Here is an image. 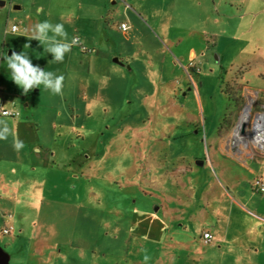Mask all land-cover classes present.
Returning <instances> with one entry per match:
<instances>
[{"label":"crops","instance_id":"obj_1","mask_svg":"<svg viewBox=\"0 0 264 264\" xmlns=\"http://www.w3.org/2000/svg\"><path fill=\"white\" fill-rule=\"evenodd\" d=\"M139 1L0 0V99L4 108L19 113L16 118L0 115L11 130L7 139H0V182L7 185L0 193V207L13 212L2 213L0 223L14 228L13 237L0 243V264H20L16 260L21 251L15 250L19 240L29 225L41 223V211L50 208V174L75 173L76 162L80 166L87 159L50 158V132L38 121L50 110V90L41 85L25 94L11 80L2 55L26 51L34 66L63 75L61 96L70 108L91 109L107 99L104 83L111 84L109 97L114 103L118 91L114 84L124 90L132 83L140 87L145 72L132 49L151 56L142 40L160 45L156 35L168 38L167 29L174 23L190 32L200 47L193 45L182 56L189 63L185 71L191 67L196 72L187 75L190 87L200 80L198 62L202 67L210 63V51L223 62L231 58L228 49L238 47L231 62L241 71L231 75V91L225 93L228 107L218 117L204 111L202 123L186 119L189 136L198 145L203 142L193 158H168L155 166L147 158L135 167L130 178L140 189L131 192L129 203L135 208L142 200L161 246L150 253L138 240L143 250L134 251L133 257H147L145 264H264V193L253 184L256 178L264 182V153L248 138L254 120L264 121V0H152L150 7H140ZM43 21L63 24L69 41L73 37L81 41L62 63L50 62L52 54L28 38L32 26ZM121 24L128 29L121 30ZM183 42L181 36L177 45ZM150 63L163 81L165 64L152 57ZM174 95L185 104L191 93L180 90ZM118 98L119 104L133 105L135 97L131 93L123 102L121 93ZM11 138L22 141L23 147H12L13 156L7 158ZM204 232L213 235L211 243L203 242Z\"/></svg>","mask_w":264,"mask_h":264},{"label":"rangeland","instance_id":"obj_2","mask_svg":"<svg viewBox=\"0 0 264 264\" xmlns=\"http://www.w3.org/2000/svg\"><path fill=\"white\" fill-rule=\"evenodd\" d=\"M153 4L152 0H140L138 5ZM177 24L167 29L168 38L156 35L160 45L153 39L142 40L151 56L132 49L145 74L138 89V83H132L126 90L114 84L118 90L113 97L117 104L109 97V83L103 86L107 99L99 100L91 109L74 110L62 94L50 91V110L38 116L41 128L50 132V158H87L80 166L87 164L79 172L76 162L75 173L69 175L57 171L50 174V208L41 211V223L26 228L15 249L21 251L17 263L145 264L143 256L138 260L133 252L143 250V244L150 253L161 246L153 220L150 226L142 210V200L135 208L129 203L131 192L140 189L137 180L130 177L147 158L151 166L171 160L168 158H193L203 142L198 145L197 139L189 136L186 119L202 123L204 111L218 117L228 107L225 93L231 91V75L241 71L231 62L239 52L238 47L228 49L231 58L223 62H218L210 51V63L202 67L198 62L202 69L197 73L200 80L190 87L187 75L196 72L191 67L185 71L189 63L183 62L182 56L187 55L191 46L200 47L191 33ZM181 36L184 42L178 46ZM151 57L157 64H165L167 73L163 81L159 82L157 73L148 65ZM180 90L183 93L190 90L185 104V100L174 95ZM121 93L123 102L133 93V105L119 104ZM14 142L11 138L7 158L13 156ZM5 189L7 185L2 187L0 182V193ZM2 213L13 212L0 207ZM2 225L3 222L0 243H7L14 233L3 234ZM138 240L142 245H137Z\"/></svg>","mask_w":264,"mask_h":264},{"label":"clouds","instance_id":"obj_3","mask_svg":"<svg viewBox=\"0 0 264 264\" xmlns=\"http://www.w3.org/2000/svg\"><path fill=\"white\" fill-rule=\"evenodd\" d=\"M28 38L37 40L43 46L45 53L52 54L53 59L50 62L55 63H62L65 54L81 43L79 37H73L69 41L63 24H53L50 21L37 22L33 25L31 35ZM29 47L28 44L24 45V48ZM2 56L7 69L10 71L11 80L25 94L41 85L53 94H62L63 75H57L54 72L43 70L39 66H34L26 51L12 52L11 56L7 54ZM10 131L7 121L0 119V139H7ZM13 147L20 150L23 147V142L16 139ZM147 259L145 257V260Z\"/></svg>","mask_w":264,"mask_h":264},{"label":"built area","instance_id":"obj_4","mask_svg":"<svg viewBox=\"0 0 264 264\" xmlns=\"http://www.w3.org/2000/svg\"><path fill=\"white\" fill-rule=\"evenodd\" d=\"M120 29L126 31L128 29V26L126 24H121ZM17 30L18 25H14L12 27V32H16ZM0 115L5 117L16 118L19 116V113L16 110H8L4 108V103L0 99ZM248 138L264 153V121L261 118H256L254 120L252 129L249 131ZM253 184L256 190L261 193H264V182L261 178H256L253 181ZM13 231L14 228L12 226H5L2 230L3 234L6 235L11 234ZM202 240L204 243L209 244L213 241V235L210 232H204L202 235Z\"/></svg>","mask_w":264,"mask_h":264},{"label":"water","instance_id":"obj_5","mask_svg":"<svg viewBox=\"0 0 264 264\" xmlns=\"http://www.w3.org/2000/svg\"><path fill=\"white\" fill-rule=\"evenodd\" d=\"M251 116H248V119L250 120ZM242 133H244V128L241 130Z\"/></svg>","mask_w":264,"mask_h":264}]
</instances>
